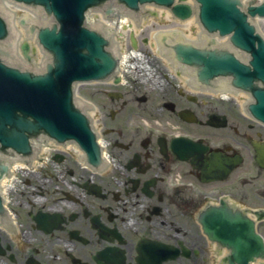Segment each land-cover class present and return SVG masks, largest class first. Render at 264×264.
I'll use <instances>...</instances> for the list:
<instances>
[{"label":"flooded vegetation","instance_id":"af4514ba","mask_svg":"<svg viewBox=\"0 0 264 264\" xmlns=\"http://www.w3.org/2000/svg\"><path fill=\"white\" fill-rule=\"evenodd\" d=\"M134 90L106 91L105 167L68 151L0 183V264H198L214 252L199 215L221 199L249 206L236 189L261 180L264 125L192 83Z\"/></svg>","mask_w":264,"mask_h":264},{"label":"water","instance_id":"95a60500","mask_svg":"<svg viewBox=\"0 0 264 264\" xmlns=\"http://www.w3.org/2000/svg\"><path fill=\"white\" fill-rule=\"evenodd\" d=\"M15 1L40 6L41 13L52 15L54 23L38 27L39 43L47 58L43 69L37 70L10 51L12 43L3 42L12 28L6 26L5 15L0 10V145L31 155L35 148L30 138L45 133L60 143L76 142L86 152L88 161L99 166L101 148L85 113L86 105L75 99V85L108 79L118 69V55L102 30L86 21V13L97 10L112 16L122 7L139 17L142 6L152 4L170 8L174 17L186 20L193 14L192 7L187 0ZM194 1L203 28L221 37L229 36L233 48L248 55L249 62L240 61L235 50L216 47L214 41L210 45L214 44L215 48L202 47L181 37L173 39L171 54L193 66L206 86H213L215 77H231L234 88L252 93L256 102L249 109L264 122V39L249 20V17H264V3L258 5L256 0H250L245 8L242 0ZM151 14L157 16L156 12ZM36 27V24L30 27L31 33ZM131 41L137 48L134 34ZM166 41L164 35L162 42L166 44ZM22 49L30 61L28 43H24ZM78 94L80 96L79 89ZM257 150L260 163L264 165V150L258 147ZM263 216L258 214L259 219ZM202 222L209 238L230 250L223 258L224 264H252L258 259L264 260V238L257 233L256 222L241 211L222 203L219 210L210 209Z\"/></svg>","mask_w":264,"mask_h":264},{"label":"rangeland","instance_id":"374dc122","mask_svg":"<svg viewBox=\"0 0 264 264\" xmlns=\"http://www.w3.org/2000/svg\"><path fill=\"white\" fill-rule=\"evenodd\" d=\"M260 24H261V27H262V29L264 31V22H261ZM180 28H182V27H180ZM187 34L192 35L191 33H188V32H187ZM160 62L161 61H159V60L153 59V60H150L148 62V64H150L152 67H155V68L160 66L159 69H158V72H159V71H162V67H161V63ZM130 77H133V74H130ZM133 82L134 83L132 84V81H131L129 85L124 87V88H127V89H122L123 87L122 88L113 89L110 86H106V85H102V84H84V85H80L78 87V89H79L80 96L82 98H84L85 100L91 102L97 108H99L100 111L97 112L99 125L102 126V127L105 124H107L108 126H111L112 123L110 122L109 118L104 116L105 113L107 114V109L105 108V106H108V104H109L108 98L106 96V91H122V92L129 93V91H127V90L128 89H132L131 92H135L134 88H135L136 85H139V84H136L137 82H135V81H133ZM140 85L143 86V87H147L148 86L150 88V84L149 83H144V84H140ZM143 93L147 94L149 97H151V96L153 97V94L150 95V93H147V92H143ZM221 102L228 103V104H230L231 107L234 106L233 108L239 110L238 106L236 105V103H234V101H229V102L228 101L227 102L221 101ZM135 109L137 110V107H135ZM230 112H231V115H230L231 118L237 122L238 119H235V114L233 113L234 111L232 110ZM260 173H261V180L255 181L252 186L244 187V186L238 184V187L236 189L237 195L239 196L238 199L241 200V198L242 199L245 198V200H246L245 204H248L249 206H253V207L263 206L264 207V200L262 199L264 197V171H260ZM241 174H243V176L248 178V177H250L252 175H255V171L245 167L244 168V172L241 173ZM215 187H217V189H219L222 186L218 185V186H215ZM259 229H260V231L262 233H264V223L260 225ZM198 264H212L211 255L209 254V255L203 256V258L199 261Z\"/></svg>","mask_w":264,"mask_h":264},{"label":"bare ground","instance_id":"6f19581e","mask_svg":"<svg viewBox=\"0 0 264 264\" xmlns=\"http://www.w3.org/2000/svg\"><path fill=\"white\" fill-rule=\"evenodd\" d=\"M191 22H189V24H190ZM123 25V24H122ZM187 26H188V24H187ZM189 27V26H188ZM134 29V30H133ZM155 29H157V27L155 28L154 26L153 27H151V31L152 30H155ZM131 30H133L134 31V33H135V28L134 27H132V29ZM133 31H128L129 33L128 34H130V32H133ZM137 31V30H136ZM152 33H154V31L153 32H151V35H149V37H150V39L152 38ZM135 35H136V37H137V33H135ZM191 36V35H190ZM149 39V43H150V45L152 46V49L154 50V51H156L157 50V44L156 43H154V42H152L151 40ZM231 93H233V94H222V96H223V99H225V100H236V101H238V102H241V97L242 96H240V95H237L235 92H231ZM230 96H233V99H230L231 97ZM91 113L93 114V115H96V112L95 111H91Z\"/></svg>","mask_w":264,"mask_h":264}]
</instances>
